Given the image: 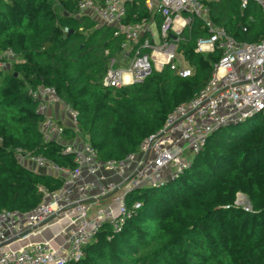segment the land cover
Wrapping results in <instances>:
<instances>
[{"label": "trees", "instance_id": "1", "mask_svg": "<svg viewBox=\"0 0 264 264\" xmlns=\"http://www.w3.org/2000/svg\"><path fill=\"white\" fill-rule=\"evenodd\" d=\"M80 1L0 0V54L12 50L17 56L12 69L0 72V213H28L42 202L40 188L62 186L21 165L18 150L74 168L61 144L45 142L39 130L44 118L30 90L52 87L78 113V132L66 128L63 141L89 142L100 162L122 161L205 88L220 60L219 51L196 52L209 34L194 18L178 43L193 77L182 79L165 66L144 83L105 88L110 61L124 64L125 39L81 16ZM145 3H128L123 24L154 18L159 26L161 18ZM208 7L213 23L236 41H264V16L255 3L243 13L240 0ZM238 194L249 198L251 210L236 207ZM127 199L142 203L141 210L119 232L104 227L74 264H264V116L216 130L183 176Z\"/></svg>", "mask_w": 264, "mask_h": 264}, {"label": "built area", "instance_id": "2", "mask_svg": "<svg viewBox=\"0 0 264 264\" xmlns=\"http://www.w3.org/2000/svg\"><path fill=\"white\" fill-rule=\"evenodd\" d=\"M7 1V0H2ZM137 0H81V16L99 26L114 28L123 36L121 45L127 62L115 58L102 80L105 88H122L144 83L154 72L169 66L175 74L188 79L195 71L178 52L183 31L193 19H200L209 37L198 41L197 53L219 51L211 80L198 95L171 112L161 131L149 137L137 154L122 161L100 162L91 144L84 140L63 141L66 128L78 132L76 110L66 105L52 87L30 90L43 116L40 133L45 142L61 144L62 154L71 156L74 168L62 167L41 156L17 151L18 162L29 170L51 175L62 181L55 191L40 188L42 202L29 211L0 213V264H74L85 257V249L104 227L119 232L142 208L128 203L127 196L142 188H160L176 181L192 166L213 133L257 116H264V41L241 43L227 30L213 23L208 4L220 0H146V9L160 17L159 41L148 27V20L124 25L127 4ZM255 3L264 16V0H240L242 13ZM174 36L173 40L169 37ZM17 56L12 50L0 54V72L12 69ZM61 106L71 119L69 127L48 112ZM249 211V209H245ZM69 224L66 243L53 247L51 242L28 244L19 250L10 246L52 222Z\"/></svg>", "mask_w": 264, "mask_h": 264}, {"label": "crops", "instance_id": "3", "mask_svg": "<svg viewBox=\"0 0 264 264\" xmlns=\"http://www.w3.org/2000/svg\"><path fill=\"white\" fill-rule=\"evenodd\" d=\"M156 20L154 18H151L149 21L148 27L153 32V29L157 28L158 26L155 22ZM155 36V34H154ZM157 42V40H156ZM119 61V60H118ZM120 62V61H119ZM127 60H124L123 63H126ZM124 65V64H122ZM49 116L53 117L56 121H58L60 124L69 127L68 124V117L65 114L63 108L61 106H55L53 107L49 112ZM68 222L66 220L64 221H56L52 222L45 228L40 229L39 231L35 232L28 238H25L23 240H19L15 243H13L10 247L15 250H19L21 248H24L28 244L33 243H40V242H51L53 247H60L63 244L66 243L67 239V232H68Z\"/></svg>", "mask_w": 264, "mask_h": 264}, {"label": "rangeland", "instance_id": "4", "mask_svg": "<svg viewBox=\"0 0 264 264\" xmlns=\"http://www.w3.org/2000/svg\"><path fill=\"white\" fill-rule=\"evenodd\" d=\"M153 34H155V39L159 41V31L158 29H153ZM123 61V60H122ZM5 74H0V84L2 83L4 79ZM259 120L256 119V123H258ZM68 124L71 125V119L68 117ZM251 202L249 198L244 194H238L237 195V201H236V207L242 210L249 209L251 210Z\"/></svg>", "mask_w": 264, "mask_h": 264}]
</instances>
